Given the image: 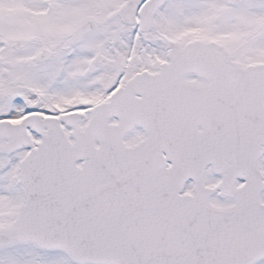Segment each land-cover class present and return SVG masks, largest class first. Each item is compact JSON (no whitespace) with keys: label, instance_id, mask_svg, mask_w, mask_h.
Returning <instances> with one entry per match:
<instances>
[{"label":"snow or ice","instance_id":"1","mask_svg":"<svg viewBox=\"0 0 264 264\" xmlns=\"http://www.w3.org/2000/svg\"><path fill=\"white\" fill-rule=\"evenodd\" d=\"M0 264H264V0H0Z\"/></svg>","mask_w":264,"mask_h":264}]
</instances>
